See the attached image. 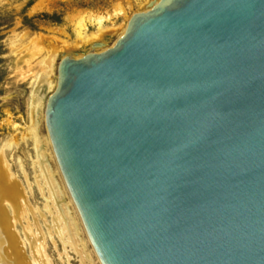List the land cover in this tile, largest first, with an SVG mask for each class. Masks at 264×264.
Segmentation results:
<instances>
[{
  "label": "water",
  "instance_id": "95a60500",
  "mask_svg": "<svg viewBox=\"0 0 264 264\" xmlns=\"http://www.w3.org/2000/svg\"><path fill=\"white\" fill-rule=\"evenodd\" d=\"M45 125L100 264H264V0L151 4Z\"/></svg>",
  "mask_w": 264,
  "mask_h": 264
},
{
  "label": "bare ground",
  "instance_id": "6f19581e",
  "mask_svg": "<svg viewBox=\"0 0 264 264\" xmlns=\"http://www.w3.org/2000/svg\"><path fill=\"white\" fill-rule=\"evenodd\" d=\"M138 1L145 4L147 0ZM158 1L147 2L144 7ZM145 8L140 12L147 11L148 7ZM112 16L127 17L123 9H118L111 16L80 17L74 28L77 39L75 47L48 54L44 61L45 69L34 80L29 104L31 123L22 139L29 138L33 142L34 154L31 160L33 184L43 200L41 209L31 205L30 184L27 187L21 184L22 180L20 181L15 172H12L10 162L4 153V149L11 148L14 142L10 141L0 149V264H52L46 251L47 237V240L50 239L54 244L57 241L61 245L60 257L69 260L70 254H73L80 264H100L63 181L48 139V132L46 138L39 134L38 118L43 113L45 122L44 99L47 93L51 91L53 93L57 85V81L52 80L57 58L61 61L72 55L84 58L88 53H99L112 46L104 40L108 32H112L110 34L113 35L115 33L118 36L117 40L126 32L128 24L121 29L114 28L109 31L105 23L110 21ZM90 26L96 28L91 34ZM36 43V39L31 40L34 49ZM17 226H21V234Z\"/></svg>",
  "mask_w": 264,
  "mask_h": 264
},
{
  "label": "rangeland",
  "instance_id": "374dc122",
  "mask_svg": "<svg viewBox=\"0 0 264 264\" xmlns=\"http://www.w3.org/2000/svg\"><path fill=\"white\" fill-rule=\"evenodd\" d=\"M151 1L147 0L144 4L138 0H0V149L10 141L14 142L11 148L4 149V153L12 172L22 180L21 184L25 187L30 184L29 200L33 207L41 209L43 200L33 184L32 139L22 138L31 123L29 104L33 83L36 76L45 69L47 55L75 47L77 39L74 28L80 17L111 16L118 9H123L127 17L112 16L105 23L109 31L121 29L134 14L144 11L148 7L144 5ZM95 29L90 26L89 33ZM108 33L104 40L109 42L108 45H113L118 36ZM32 39L37 42L35 49L31 44ZM59 62L60 58H57L52 76L55 82ZM51 94L52 91L46 94L45 103ZM38 121L39 134L46 138L43 113L39 115ZM17 230L22 233L21 226H17ZM47 239L48 237L46 251L52 264H80L73 254H70L69 260L60 257L61 245Z\"/></svg>",
  "mask_w": 264,
  "mask_h": 264
}]
</instances>
